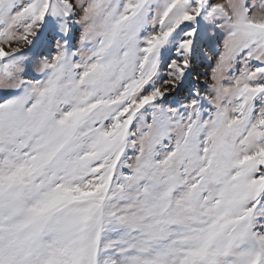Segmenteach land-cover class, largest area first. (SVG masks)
I'll use <instances>...</instances> for the list:
<instances>
[{"label": "snow or ice", "instance_id": "1", "mask_svg": "<svg viewBox=\"0 0 264 264\" xmlns=\"http://www.w3.org/2000/svg\"><path fill=\"white\" fill-rule=\"evenodd\" d=\"M0 264H264V0H0Z\"/></svg>", "mask_w": 264, "mask_h": 264}]
</instances>
